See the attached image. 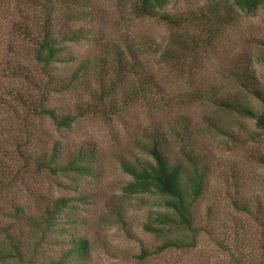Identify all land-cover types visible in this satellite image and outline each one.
Listing matches in <instances>:
<instances>
[{
  "label": "rangeland",
  "instance_id": "1",
  "mask_svg": "<svg viewBox=\"0 0 264 264\" xmlns=\"http://www.w3.org/2000/svg\"><path fill=\"white\" fill-rule=\"evenodd\" d=\"M206 3L170 0L161 12L183 15ZM4 5L11 10L9 2ZM87 10L90 17L77 25L89 31V39L71 45L70 51L87 65L89 74L46 104L76 116L88 111L68 130L54 128L47 117L32 116L35 95L39 100L33 83L44 74L30 61L28 41L4 27L14 17L0 22V264H18L8 258L7 242L21 255L31 252L30 261L24 258L23 264H57L71 236L85 239L89 246L90 255L82 264H228V251L238 253L245 264H257L264 245V131L251 119L224 111L218 99L238 91L229 80L230 71L249 66L264 95V4L251 14L240 12L217 40L204 46L198 59L186 62L188 80L157 64L172 34L194 35L198 41L194 24L171 26L153 17L136 18L128 0H91ZM125 44L146 51L139 63L144 71H153L152 80L171 100L163 110L129 98L130 78L110 89L115 52ZM102 61L109 68L99 78ZM50 69L65 74L58 67ZM105 91L108 95L100 100ZM250 103L255 110L261 107L257 99L250 98ZM182 123L189 126L191 151L204 170L202 194L191 207L190 230L177 223L161 224L159 215H169L165 198L151 189H129L132 178L123 169L149 159L140 142L151 126L179 132ZM54 140L92 153L87 174L61 180L60 188L33 167ZM171 143L177 153L184 142L171 138ZM59 196L70 198L72 209L50 232L29 223V218L42 215L50 197ZM145 225L157 231H147ZM171 238H181L187 246L142 260L136 257Z\"/></svg>",
  "mask_w": 264,
  "mask_h": 264
},
{
  "label": "trees",
  "instance_id": "2",
  "mask_svg": "<svg viewBox=\"0 0 264 264\" xmlns=\"http://www.w3.org/2000/svg\"><path fill=\"white\" fill-rule=\"evenodd\" d=\"M169 1L128 0L130 12L136 18L153 17L171 26L192 23L195 28H199L196 30L198 41L194 35L172 34L158 55L157 65L169 67L173 76L185 80L190 79L189 71L184 70L186 62L198 59V53L203 51L204 46L210 40H217L223 31L237 19L240 12L251 14L264 4V0H207V3L195 12L168 15L161 10ZM6 2L11 4V10L8 6L4 8ZM90 3L91 0H0L1 24L5 23L10 15L14 17V21L4 27L10 31L11 35L23 38L22 41L24 39L28 41L30 61L34 68H38V71L44 74L43 80L38 82V77H35L33 83L34 89H38L39 100L37 101L35 95L32 116L47 117L56 129L68 130L77 117L88 113V111H83L76 116L46 106V104L52 95L76 88L78 82L84 80L89 74L87 65L77 60L70 51V46L89 39V31L77 24L90 17L87 10ZM3 9L6 13L1 11ZM144 54H146L144 48L133 47L129 44L116 50L112 68L114 80L110 89L114 91L123 80L129 78L133 80L132 78L136 77L134 82L130 80L128 83L129 98L142 99L146 106L161 111L169 105L168 102L171 100L164 98L166 92L163 87L152 80L153 71L149 69L144 71L139 63ZM261 61L264 63V57H261ZM101 64L103 67L98 69L97 74L99 78L104 77L102 75L109 68L106 67L107 61H102ZM53 66L63 70L65 74L58 76L50 69ZM229 80L238 91L219 98L218 105L228 113L232 112L251 119L256 129L264 131V95L256 85L251 67L231 70ZM107 92H102L99 99L104 100L108 95ZM207 95L208 97L205 98L211 99V95ZM250 98L259 101L261 106L259 110L254 109ZM153 127L151 126L145 132L140 142L145 156L149 159L138 164L123 165L124 171L132 178L128 188L132 190L151 189L165 198L163 206L169 215H159V222L170 226L177 223L182 228L190 230L191 207L192 203L202 194L204 170L191 151L189 126L182 123L179 132H176L173 127L167 131L161 130L156 125ZM171 138L175 143L184 142L178 148L177 153L171 143ZM88 157L92 158L90 151L84 152L77 146L69 148L60 141L54 140L48 147L45 145L44 154L33 162V167L37 173H46L60 188L61 180L69 181L87 174L88 163H90ZM260 162L264 165V160L260 159ZM2 187L0 185V193L3 190ZM70 202V198L50 197L45 202L42 215L37 219L29 218L28 221L38 227L41 226L43 232L44 230L45 233L50 232L56 222L61 217H66L72 209ZM144 228L150 232L157 231L150 225H145ZM71 237L72 239L61 247L63 251L56 258L57 264H82L89 257L90 250L87 241L77 236ZM185 246L187 245L181 238L165 239L152 253L141 250L136 257L142 260L146 256L160 254L169 248L180 249ZM6 247L10 254L8 258H15L18 264H23L24 258L30 261V251L21 255L11 242H7ZM226 254L228 264H245L238 253L228 251ZM261 255L257 264H264V245Z\"/></svg>",
  "mask_w": 264,
  "mask_h": 264
}]
</instances>
